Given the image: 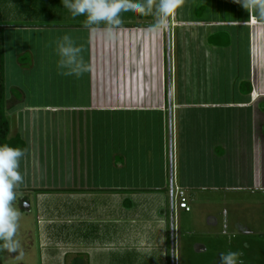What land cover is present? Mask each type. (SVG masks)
Listing matches in <instances>:
<instances>
[{
  "label": "crops",
  "instance_id": "crops-1",
  "mask_svg": "<svg viewBox=\"0 0 264 264\" xmlns=\"http://www.w3.org/2000/svg\"><path fill=\"white\" fill-rule=\"evenodd\" d=\"M119 18L85 27L63 0H0L9 139L25 144L16 205L33 216L24 234L39 264H175L191 213L178 194L259 196L246 235L264 240L258 12L185 0L164 28L155 6ZM64 35L82 48V75L58 66Z\"/></svg>",
  "mask_w": 264,
  "mask_h": 264
},
{
  "label": "rangeland",
  "instance_id": "rangeland-1",
  "mask_svg": "<svg viewBox=\"0 0 264 264\" xmlns=\"http://www.w3.org/2000/svg\"><path fill=\"white\" fill-rule=\"evenodd\" d=\"M193 196L188 197L187 205L191 213L187 219L181 218L178 236L175 230V264H220V255L227 252L241 253L238 259L243 264H264V240L255 233L246 235L248 230L255 228V221L259 217V213L252 210L259 196L218 192L198 195L195 200ZM16 200L13 207L21 215L15 238L20 241L24 253L31 251L29 264H39L38 243L36 240L33 242L30 235L25 238L24 234V227L32 228L33 216L24 222L27 216L24 214L25 208H18ZM211 219L217 222L212 227L208 225ZM17 255L0 251V263H25V256L18 260Z\"/></svg>",
  "mask_w": 264,
  "mask_h": 264
},
{
  "label": "clouds",
  "instance_id": "clouds-1",
  "mask_svg": "<svg viewBox=\"0 0 264 264\" xmlns=\"http://www.w3.org/2000/svg\"><path fill=\"white\" fill-rule=\"evenodd\" d=\"M246 10L258 12L259 20L264 22V0H235ZM185 0H146L144 4L133 3L132 0H63L73 17L84 16V26L91 27L100 23L109 26H119L122 21L120 13L132 11L142 15L151 14L153 7L157 13L156 28L167 26L168 17L180 8ZM108 35L112 36L111 27ZM57 51L61 59L58 62L60 68H68L65 74L77 76L89 71L80 55L82 48L74 46L72 38L64 35L57 41ZM79 57V59H78ZM74 65V67H73ZM24 150L12 148L8 145L0 146V251L18 253L17 259H23L24 252L20 241L16 239L19 228L20 212L13 207L16 200L15 190L23 183L24 177L19 171L20 160L24 156ZM239 252L222 253L219 257L220 264H243Z\"/></svg>",
  "mask_w": 264,
  "mask_h": 264
},
{
  "label": "trees",
  "instance_id": "trees-1",
  "mask_svg": "<svg viewBox=\"0 0 264 264\" xmlns=\"http://www.w3.org/2000/svg\"><path fill=\"white\" fill-rule=\"evenodd\" d=\"M4 145L25 149V144L19 137L9 139V123L5 115L4 53L0 31V146Z\"/></svg>",
  "mask_w": 264,
  "mask_h": 264
},
{
  "label": "built area",
  "instance_id": "built-area-1",
  "mask_svg": "<svg viewBox=\"0 0 264 264\" xmlns=\"http://www.w3.org/2000/svg\"><path fill=\"white\" fill-rule=\"evenodd\" d=\"M177 199H178V207L180 209H184L186 212H188L189 208L187 206L186 199L183 197V195L182 194H178L177 195Z\"/></svg>",
  "mask_w": 264,
  "mask_h": 264
}]
</instances>
